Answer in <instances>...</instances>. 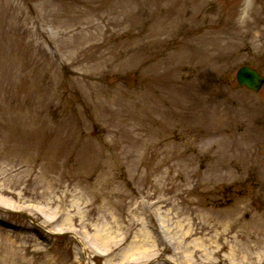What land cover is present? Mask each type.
<instances>
[{"label":"rangeland","instance_id":"rangeland-1","mask_svg":"<svg viewBox=\"0 0 264 264\" xmlns=\"http://www.w3.org/2000/svg\"><path fill=\"white\" fill-rule=\"evenodd\" d=\"M242 65L264 74V0H0V264H186L162 222L259 220Z\"/></svg>","mask_w":264,"mask_h":264},{"label":"bare ground","instance_id":"bare-ground-1","mask_svg":"<svg viewBox=\"0 0 264 264\" xmlns=\"http://www.w3.org/2000/svg\"><path fill=\"white\" fill-rule=\"evenodd\" d=\"M35 125L33 124V128H31V125L29 127H21L33 132H45L49 129L60 131L62 128V125ZM18 131L16 122L10 120L7 131L3 135V140L16 139L18 141L25 139L24 135H20ZM58 138L56 137V140ZM40 140L38 139L37 141ZM60 142L59 139L55 144ZM16 147V145H13L10 150L16 151ZM233 152L237 153L236 149L232 151V154ZM221 158L226 160L228 153L221 156ZM210 177L208 176L205 185L212 181ZM184 190L188 191L184 192ZM184 190L181 193H186L187 197L189 195L190 204L192 203L195 206L196 201L190 195L192 189L186 188ZM4 191L13 194L11 189ZM0 200L3 201L2 198ZM245 207L246 205L237 203L227 209L220 210L217 216L221 219L213 217L211 209L204 211V209L196 208L195 211L201 216L199 219L189 218L188 223H185L182 219L177 220L174 231L165 222H162L161 225L171 235V241L176 243L179 249H184L186 254L184 263L186 264H264V218H260L264 216V213L260 214L259 220L244 222L241 219V213ZM188 208H192L191 205ZM65 220L70 221L73 218L68 215ZM162 226L161 228L163 229ZM142 233L145 240L140 244L136 241L133 247L142 250L155 246V241L146 226ZM227 247L229 251L226 254H221ZM198 255L202 256V258ZM191 257H194V259H190Z\"/></svg>","mask_w":264,"mask_h":264},{"label":"flooded vegetation","instance_id":"flooded-vegetation-1","mask_svg":"<svg viewBox=\"0 0 264 264\" xmlns=\"http://www.w3.org/2000/svg\"><path fill=\"white\" fill-rule=\"evenodd\" d=\"M249 90V89H248ZM263 90L260 97H256V99H253V106L258 105V103L261 104L262 109L261 111L257 112H250L247 114V117L245 119H238L235 121V123L238 125H242L240 130L234 129V125L232 127L233 131L237 133V135H234V137H240L239 132L243 133V137L247 138L249 142H253V145L251 148H256V142L260 139L262 142H264V86L261 89ZM251 91V90H250ZM258 93V92H257ZM257 100H262V102H258ZM247 106H251L249 100L246 103ZM231 125V124H230ZM245 126V127H244ZM247 128V129H246ZM255 135H258L257 137ZM253 139V141L251 140ZM248 142V141H247ZM263 170L261 168H256L255 171ZM249 216V215H248Z\"/></svg>","mask_w":264,"mask_h":264},{"label":"water","instance_id":"water-1","mask_svg":"<svg viewBox=\"0 0 264 264\" xmlns=\"http://www.w3.org/2000/svg\"><path fill=\"white\" fill-rule=\"evenodd\" d=\"M237 77L242 85H246L255 90H258L264 82V77L256 70L246 66L239 69Z\"/></svg>","mask_w":264,"mask_h":264}]
</instances>
